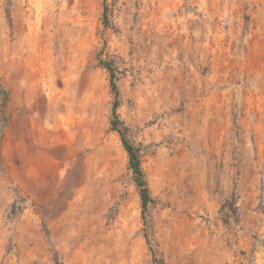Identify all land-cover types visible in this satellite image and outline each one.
<instances>
[{
	"label": "rangeland",
	"instance_id": "obj_1",
	"mask_svg": "<svg viewBox=\"0 0 264 264\" xmlns=\"http://www.w3.org/2000/svg\"><path fill=\"white\" fill-rule=\"evenodd\" d=\"M0 84V264H264V0H0Z\"/></svg>",
	"mask_w": 264,
	"mask_h": 264
},
{
	"label": "trees",
	"instance_id": "obj_2",
	"mask_svg": "<svg viewBox=\"0 0 264 264\" xmlns=\"http://www.w3.org/2000/svg\"><path fill=\"white\" fill-rule=\"evenodd\" d=\"M104 6V19L105 22L108 19V7L106 1ZM98 60L101 65L105 66L110 73V84L112 91L114 93V103L112 108V120L111 129L118 132L120 135L124 149L128 155V169L131 174V178L134 183L138 186L141 196V206H142V217L146 218V213L149 211V204L154 202V199L150 192V187L147 179V175L143 169L141 154L142 147L134 143L128 136L127 126L124 121L121 120L118 109L121 105V91L118 86V79L116 75V69L112 63L105 62L102 59L101 53L98 54ZM8 91L0 84V101H4L8 98ZM149 243L148 236L146 237Z\"/></svg>",
	"mask_w": 264,
	"mask_h": 264
}]
</instances>
